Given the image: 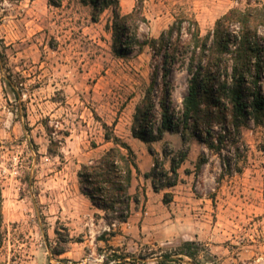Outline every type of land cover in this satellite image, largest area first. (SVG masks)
<instances>
[{"label":"rangeland","instance_id":"rangeland-1","mask_svg":"<svg viewBox=\"0 0 264 264\" xmlns=\"http://www.w3.org/2000/svg\"><path fill=\"white\" fill-rule=\"evenodd\" d=\"M0 0V264H160L182 241L202 249L195 264H264V129L245 128L248 151L241 172L222 175L220 158L192 140L176 186L154 193L144 178L155 160L166 170L185 149L177 133L148 145L132 135L158 61L145 47L119 57L112 12L91 19L81 0ZM122 15L142 5L138 36L157 38L178 18L193 19L202 36L218 18L264 0H119ZM160 79V71L156 70ZM183 69L170 73L171 104L178 116L188 91ZM103 124L128 143L139 173L127 223L111 231L104 214L81 194L78 172L112 145ZM160 125L155 114L153 133ZM166 151L168 157L163 156ZM207 162L197 169L201 154ZM165 192L171 202L163 204ZM69 237L64 245L61 237ZM65 248L66 252L56 256ZM179 264H194L183 259Z\"/></svg>","mask_w":264,"mask_h":264},{"label":"trees","instance_id":"trees-1","mask_svg":"<svg viewBox=\"0 0 264 264\" xmlns=\"http://www.w3.org/2000/svg\"><path fill=\"white\" fill-rule=\"evenodd\" d=\"M53 6L60 2L49 0ZM91 7V19L98 21L106 11L112 12L111 29L114 51L119 57L141 53L145 47L158 61L150 78L142 102L136 107L132 135L148 145L149 154L155 152L151 143L160 141L166 132L177 133L185 149L170 160L166 170L155 160L149 172L143 176L151 181L154 193L166 191L177 185L178 169L186 160L189 143L194 140L210 153L217 155L222 163V175L241 172L248 151L243 139L245 128L264 129V6L248 3L244 9L234 8L218 18L212 30L202 36L198 23L189 18H178L157 38L138 36V30L147 20L142 5L122 15L119 0H81ZM4 45L0 39V63L5 58ZM183 69L189 75L188 91L182 100L177 116L171 104L170 73ZM156 70L160 71V79ZM155 114L160 125L153 133ZM104 141L112 146L98 158L82 164L78 172L79 189L97 210L101 211L111 231L127 223L131 203L136 202L130 194L135 174L139 173L136 154L131 146L116 136L112 126L103 124ZM264 151V140L260 145ZM166 158L168 154L163 152ZM207 162L203 153L197 169ZM163 204L171 202V194L165 192ZM2 189L0 188V229L2 226ZM64 245L70 243L68 236L61 237ZM1 243V232H0ZM1 247V244H0ZM201 247L193 241H182L165 251L160 264H179L183 259L196 262ZM61 248L53 255L65 253ZM118 264H127L134 255L115 256Z\"/></svg>","mask_w":264,"mask_h":264}]
</instances>
